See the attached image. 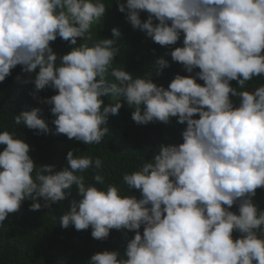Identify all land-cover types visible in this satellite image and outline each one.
Listing matches in <instances>:
<instances>
[{
	"label": "clouds",
	"instance_id": "obj_1",
	"mask_svg": "<svg viewBox=\"0 0 264 264\" xmlns=\"http://www.w3.org/2000/svg\"><path fill=\"white\" fill-rule=\"evenodd\" d=\"M119 10L161 46L176 44L183 31L184 47L176 48L172 58L189 73L200 68L197 75L205 85L177 75L165 89L124 70L112 71L118 83H110L106 74L119 52L112 39L73 48L57 67L51 43L59 36L76 45L105 16V4L92 0H0V82L17 65L28 73L39 67L35 87L59 90L47 103L57 116L55 134L69 139L101 143L109 132L102 126L124 106L103 107L101 97L112 95L136 106L132 118L137 124L168 123L178 116L179 123L187 122L184 143L162 146L153 162L124 175L129 188L142 190L138 200L122 196L116 186L107 191L86 186L77 173L91 168L93 160L75 156L76 150L67 154L70 169L54 172L45 165L37 172L30 145L4 131L0 226L10 213L20 211L25 199L36 201L31 209L38 211L67 199V190L76 185L82 199L71 201V211L60 220L63 228L91 226L97 240L107 239L113 229L136 231L126 259H118L117 251H104L94 254L90 264H264V238L258 235L264 212L253 201L264 188V86L254 92L231 86L237 80L244 88L264 74V0H120ZM141 11L149 13L144 22ZM112 31L121 35L118 28ZM158 64L161 69L170 66L163 58ZM230 94L242 98L240 107L233 106ZM41 111H24L15 122L49 132ZM197 113L200 119L193 118ZM95 165L99 168L102 161L97 158ZM94 179L104 183L100 174ZM40 197L47 203H39ZM237 201L239 215L229 210ZM237 230L242 236L234 239Z\"/></svg>",
	"mask_w": 264,
	"mask_h": 264
},
{
	"label": "trees",
	"instance_id": "obj_2",
	"mask_svg": "<svg viewBox=\"0 0 264 264\" xmlns=\"http://www.w3.org/2000/svg\"><path fill=\"white\" fill-rule=\"evenodd\" d=\"M92 2L105 4L107 8L105 16L92 25L84 38H78L76 45L59 36L51 43L58 56L57 67L62 66L63 56L70 53L73 48L85 44L93 47L102 39H112L115 41L114 47L118 48L119 52L106 74L110 83H118L112 76V71L124 70L131 74L133 79H150L165 89L170 88L171 82L177 75L191 76L198 84L205 85V81L197 75L202 71L200 68L197 67L189 73L183 64L172 58L171 53L176 48L184 47L183 31L176 44L161 46L149 37L145 30L134 27L127 19V12H120V0H92ZM123 2L127 4V0ZM148 17L147 11L140 12L142 22ZM154 23L159 24V21L154 19ZM114 28L120 30L119 37L114 36L112 31ZM161 58L167 60L170 66L161 69L158 64ZM23 68V65H17L12 69L11 74L0 82V133L8 131L14 138L23 139L30 145L29 155L37 165V172L39 167L45 165H51L54 172L61 171L65 167L70 169L67 154L76 150L75 156H88L93 160L91 168L77 173L84 177L86 186H96L103 191H107L109 186H116L122 196H135L139 200L143 198L142 190L129 188L124 181V175L139 171L146 163L153 162L162 146H179L184 143L183 132L187 129V122L179 123L177 116L171 118L168 123L156 120L147 125L137 124L132 118L136 106L128 105L124 96L112 95L101 97L104 101L103 107L116 103H123L124 106L120 109L119 115H109L107 125L102 126L108 127L109 132L100 144L89 145L83 141L69 139L64 134L57 135L54 123L57 116L51 111L54 105L48 104L47 100L57 95L59 90L51 86L37 90L34 81L39 73V67L30 73L25 72ZM231 86L238 92H254L264 86V74L248 81L244 88L239 87L237 80L231 81ZM32 93L36 94L35 98ZM230 99L235 108L240 107L241 97L230 94ZM140 107L143 111L144 106ZM33 108L42 109L39 116L45 120L51 131L41 132L39 129L28 128L23 122L19 124L15 122L16 116ZM193 118L201 117L197 113ZM6 147L0 145V153ZM97 158L102 161L99 168L95 165ZM97 174L103 176V184L95 181L94 177ZM35 175L36 172L33 173V176ZM67 191L71 192L67 199L51 203L50 207L33 211L31 205L36 201L25 199L20 211L9 214L3 222L4 225L0 226V264H90L94 254L104 251H117L120 253L118 259L127 258V244L134 239L135 230L113 229L107 239L97 240L92 236L91 226L81 231H78L74 224L67 229L62 227L61 217L71 211V201L82 199L76 185ZM253 201L258 209L264 212V188L257 190ZM38 202L42 205L47 203L43 197L38 198ZM229 210L239 215V201ZM144 229L145 225H142L139 229L141 235ZM258 235L264 238V226L258 230ZM241 236L238 230L233 233L234 239H239Z\"/></svg>",
	"mask_w": 264,
	"mask_h": 264
}]
</instances>
